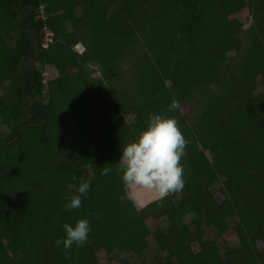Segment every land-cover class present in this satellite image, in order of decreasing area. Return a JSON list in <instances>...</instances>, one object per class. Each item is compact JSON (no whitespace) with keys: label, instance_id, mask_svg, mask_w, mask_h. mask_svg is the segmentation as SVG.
Here are the masks:
<instances>
[{"label":"trees","instance_id":"1","mask_svg":"<svg viewBox=\"0 0 264 264\" xmlns=\"http://www.w3.org/2000/svg\"><path fill=\"white\" fill-rule=\"evenodd\" d=\"M234 1L254 18L244 37L224 10ZM0 5V264H101L113 236L96 221L118 227L111 250L138 264H264V0ZM104 102L110 120L84 113ZM150 113L175 118L186 140L184 187L139 208L117 163ZM81 178L97 192L76 216L64 204ZM85 218L88 240L66 256L62 225ZM232 222L236 248L223 242Z\"/></svg>","mask_w":264,"mask_h":264},{"label":"clouds","instance_id":"2","mask_svg":"<svg viewBox=\"0 0 264 264\" xmlns=\"http://www.w3.org/2000/svg\"><path fill=\"white\" fill-rule=\"evenodd\" d=\"M180 103L172 100L168 111L180 109ZM186 140L173 117L165 114H152L136 138L122 146L119 162L121 182L124 187H137L155 190L161 197L168 193L181 191L184 187L183 168L180 164L184 155ZM101 175H108L109 170L102 168ZM91 186L90 180L80 179L78 186L70 185L74 194L66 199L64 209L73 211L82 206V197ZM64 236L56 240V246L68 250L76 245L82 247L88 240L90 221L79 219L75 224L62 225Z\"/></svg>","mask_w":264,"mask_h":264},{"label":"rangeland","instance_id":"3","mask_svg":"<svg viewBox=\"0 0 264 264\" xmlns=\"http://www.w3.org/2000/svg\"><path fill=\"white\" fill-rule=\"evenodd\" d=\"M248 2H252L254 0H245ZM224 10L227 14V16L231 19H234L235 17L240 18L243 21L244 24V28L243 31L240 33L241 37L245 36V33L249 30V28L252 26V24L254 23V18L253 16H251L248 12H244V13H240V7L238 5L237 2H231L228 5L224 6ZM8 13V9L4 6V5H0V15L1 14H7ZM40 19L44 18L43 13L41 15H39ZM174 33H176V28H171L168 30V34L169 35H173ZM50 38L46 35V40H45V44L48 43ZM79 52H82L84 50V48L79 45L76 48ZM63 69H60V71H62ZM92 71L93 74L97 77H100L101 74L98 71L97 68L92 67ZM49 77V72L47 71H43L42 70V78H43V85H44V92L46 93V80ZM1 81H0V87H1ZM264 88H261V85H258V89L257 92L262 91ZM109 103L108 102H104L101 103L97 106H87L84 108V113L89 117H93L95 121H99V120H110L112 116L116 115L115 113H111L110 110L108 109L109 107ZM125 118L128 122H131L133 120V115L131 114H125ZM191 161V160H190ZM184 169H187L186 167H184ZM127 193L129 194L130 198L132 199V201L134 202V204L139 207H145L146 205H148L149 203L156 201L160 198H162L158 192H156L155 190H148V189H141V188H137L135 186L127 188ZM96 188L93 184V182L91 181V186L89 191L87 192V194L85 196H83L82 199V206L76 210H73L72 212L76 215V216H80L83 215L84 213L87 212L88 210V200L89 198H91L93 195L96 194ZM74 192L71 194L73 195ZM70 195V196H71ZM167 196V195H165ZM164 197V196H163ZM218 191H217V187L216 189H212V190H205L202 191L198 194V200L201 203L204 202H208L214 198H218ZM147 223L149 225V227L151 228V230H155L157 223L156 221H154L153 219H148ZM96 225L98 226V228H100V230L104 233V234H112V238L106 243V245L101 249V251L99 252L98 256H99V260L101 264H138L139 263V258L132 253H124V252H118V251H113L111 250V244L113 242V239L115 237V235L118 233V227L116 225L113 226H105L101 221H96ZM235 228L234 222H232V227L231 230L225 234V236L223 237V242H226L231 248H236L238 247V239L233 231V229ZM208 232V237L209 238H215V234H213L212 231L207 230Z\"/></svg>","mask_w":264,"mask_h":264},{"label":"built area","instance_id":"4","mask_svg":"<svg viewBox=\"0 0 264 264\" xmlns=\"http://www.w3.org/2000/svg\"><path fill=\"white\" fill-rule=\"evenodd\" d=\"M47 36H48V34H47ZM49 37V36H48ZM45 40H46V38H45ZM45 47H47V45H45Z\"/></svg>","mask_w":264,"mask_h":264}]
</instances>
